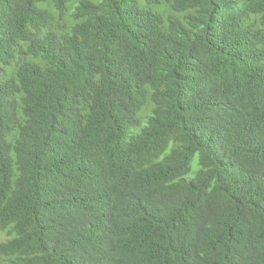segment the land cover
Returning <instances> with one entry per match:
<instances>
[{
	"label": "trees",
	"instance_id": "16d2710c",
	"mask_svg": "<svg viewBox=\"0 0 264 264\" xmlns=\"http://www.w3.org/2000/svg\"><path fill=\"white\" fill-rule=\"evenodd\" d=\"M0 231V264H264V0H0Z\"/></svg>",
	"mask_w": 264,
	"mask_h": 264
},
{
	"label": "rangeland",
	"instance_id": "374dc122",
	"mask_svg": "<svg viewBox=\"0 0 264 264\" xmlns=\"http://www.w3.org/2000/svg\"><path fill=\"white\" fill-rule=\"evenodd\" d=\"M42 7H46V8H49L48 7V4L47 3H42L41 4ZM161 12L165 13V14H176L175 12H173L170 8L169 5L165 4V5H162L160 6V9H159ZM10 238H13V236L9 235L6 231L5 232H1L0 231V241H6Z\"/></svg>",
	"mask_w": 264,
	"mask_h": 264
}]
</instances>
